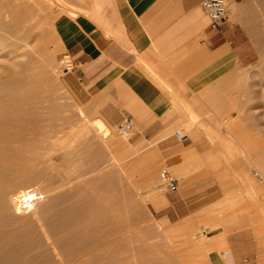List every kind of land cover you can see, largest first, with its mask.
<instances>
[{
  "label": "rangeland",
  "instance_id": "1",
  "mask_svg": "<svg viewBox=\"0 0 264 264\" xmlns=\"http://www.w3.org/2000/svg\"><path fill=\"white\" fill-rule=\"evenodd\" d=\"M75 1L92 0H0V264H264V0H226L240 61L179 103L161 137L193 153L175 167L134 130L85 125L99 117L65 85L55 32L86 13Z\"/></svg>",
  "mask_w": 264,
  "mask_h": 264
},
{
  "label": "crops",
  "instance_id": "2",
  "mask_svg": "<svg viewBox=\"0 0 264 264\" xmlns=\"http://www.w3.org/2000/svg\"><path fill=\"white\" fill-rule=\"evenodd\" d=\"M203 1H75L86 13L55 27L76 65L62 75L75 98L109 126L131 117L135 140L154 141L172 167L193 153L190 144L161 137L185 120L179 103L217 88L240 61L242 45L228 42L237 41L233 25L210 30Z\"/></svg>",
  "mask_w": 264,
  "mask_h": 264
},
{
  "label": "built area",
  "instance_id": "3",
  "mask_svg": "<svg viewBox=\"0 0 264 264\" xmlns=\"http://www.w3.org/2000/svg\"><path fill=\"white\" fill-rule=\"evenodd\" d=\"M204 16L208 20V28L210 30L222 32V27L226 23L227 2L226 0H204L201 4ZM76 65L68 53H63L58 60V69L63 74L74 71ZM133 130L131 117H125L118 125L117 132L122 136L130 137ZM175 138L180 142H185L188 139V134L177 130L174 132ZM160 176L168 191L174 192L178 189L177 180L167 169H162ZM255 176L258 173L255 172ZM262 180V179H261Z\"/></svg>",
  "mask_w": 264,
  "mask_h": 264
},
{
  "label": "bare ground",
  "instance_id": "4",
  "mask_svg": "<svg viewBox=\"0 0 264 264\" xmlns=\"http://www.w3.org/2000/svg\"><path fill=\"white\" fill-rule=\"evenodd\" d=\"M5 46V45H4ZM45 47V46H44ZM11 65V64H10ZM11 68V67H10ZM9 70V69H8ZM98 121H96V123H94V124H91V125H89V124H87V123H85V125L86 126H91V128L93 129V131L95 132V134L96 135H99V134H102L101 132H104L106 129H107V124L101 119V118H99V119H97ZM5 133V132H4ZM8 133V132H7ZM6 133V134H7ZM19 134H20V132H19ZM5 135V134H4ZM104 135V134H103ZM102 136V135H101ZM100 136V137H101ZM2 137V136H1ZM0 137V138H1ZM8 137V136H7ZM7 137H5V138H7ZM10 137V136H9ZM9 137H8V139H9ZM4 138V139H5ZM7 139V140H8ZM6 140V141H7ZM14 140V139H13ZM40 140V139H39ZM180 142V141H179ZM6 145L8 144L7 142L5 143ZM11 144V143H10ZM6 145H4V146H0V152L1 151H5L6 149H8V145L6 146ZM16 145V144H15ZM27 145V144H26ZM36 150L38 149L37 147L35 148ZM9 150V149H8ZM16 151V150H15ZM24 152H25V150H23ZM17 152V151H16ZM19 152V151H18ZM21 152V151H20ZM37 152V151H36ZM36 156V155H35ZM22 158H23V156H22ZM1 159V158H0ZM0 161H2V160H0ZM4 161H6V160H4ZM13 162V161H12ZM3 165H4V167H5V164L4 163H2ZM19 164V163H18ZM0 165H1V163H0ZM15 165H17V164H15ZM2 166V165H1ZM19 167V166H18ZM51 168V167H50ZM9 170V169H8ZM2 182V181H1ZM167 189V188H166ZM15 192V191H14ZM17 192V191H16ZM19 192V191H18ZM21 192H23V194L25 193V191H24V189L22 190H20V193ZM27 192V191H26ZM17 195V194H16ZM16 195H14L13 197H15ZM12 196V195H11ZM21 196H22V194H18L15 198L16 199H14V202H15V200H20L21 199ZM33 199H34V201H36L37 199H38V194L36 193V194H34L33 195ZM11 200V199H10ZM256 200V199H255ZM17 201H16V203H17ZM10 202V201H9ZM12 202V201H11ZM14 202H12L13 204H14ZM16 205V204H15ZM12 206V205H11ZM14 208V207H13ZM17 208V207H16ZM33 211V210H32ZM12 213V212H11ZM66 228V227H65ZM75 231V230H74ZM79 231V230H78ZM66 233V232H65ZM52 234V233H51ZM64 234V233H63ZM201 234L202 235H205V231H201ZM72 235V234H71ZM64 236V235H63ZM67 239V238H66ZM64 240H62V242H63ZM56 244V243H55ZM66 244V243H65ZM67 245V244H66ZM67 251V250H66ZM70 251V250H69ZM72 252V251H71ZM229 252V251H228ZM228 252H225V253H223V255H224V257L225 258H231V256H230V254H231V252H230V254L228 253ZM97 255V254H96ZM224 258V259H225ZM81 260V259H80ZM223 260V259H222ZM76 261V260H75ZM92 262H93V260H92ZM78 264V263H77Z\"/></svg>",
  "mask_w": 264,
  "mask_h": 264
}]
</instances>
